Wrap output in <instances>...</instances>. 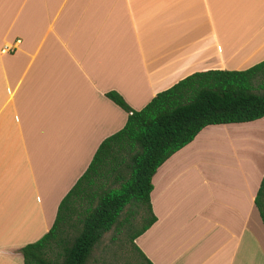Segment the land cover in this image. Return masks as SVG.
Wrapping results in <instances>:
<instances>
[{"label":"crops","instance_id":"0c3cea01","mask_svg":"<svg viewBox=\"0 0 264 264\" xmlns=\"http://www.w3.org/2000/svg\"><path fill=\"white\" fill-rule=\"evenodd\" d=\"M263 59L264 0H0V264H23L123 126L107 92L137 110L191 72ZM263 172L264 116L206 125L155 169L149 211L119 219L135 234L154 217L132 240L151 264H264Z\"/></svg>","mask_w":264,"mask_h":264},{"label":"trees","instance_id":"16d2710c","mask_svg":"<svg viewBox=\"0 0 264 264\" xmlns=\"http://www.w3.org/2000/svg\"><path fill=\"white\" fill-rule=\"evenodd\" d=\"M106 96L127 113L125 122L99 142L85 170L61 198L50 228L20 247L23 264H88L104 232L132 223L119 219L127 204H141L149 211L155 169L201 128L264 116V59L240 70L191 72L137 110L116 92ZM253 205L264 227V172ZM153 219L150 214L128 237L131 259L125 264H151L132 240Z\"/></svg>","mask_w":264,"mask_h":264},{"label":"rangeland","instance_id":"374dc122","mask_svg":"<svg viewBox=\"0 0 264 264\" xmlns=\"http://www.w3.org/2000/svg\"><path fill=\"white\" fill-rule=\"evenodd\" d=\"M126 217L129 218V216ZM126 217L125 219H127ZM133 223H129L127 227L125 225L111 227L104 232L93 247L88 264H125V260H130L128 237L137 228L136 222L134 225ZM125 228H127V232Z\"/></svg>","mask_w":264,"mask_h":264}]
</instances>
